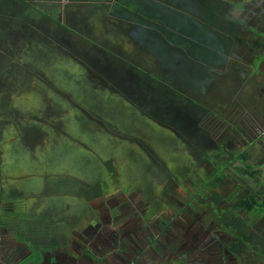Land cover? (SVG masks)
Masks as SVG:
<instances>
[{
	"label": "rangeland",
	"instance_id": "374dc122",
	"mask_svg": "<svg viewBox=\"0 0 264 264\" xmlns=\"http://www.w3.org/2000/svg\"><path fill=\"white\" fill-rule=\"evenodd\" d=\"M227 1L234 5L232 17L264 32V0ZM18 3L25 8H17ZM31 5L36 8H27ZM117 23L106 19L103 8L68 0H0V189L4 197L12 191L24 194L18 205L6 206L0 200V207L11 213L5 219L16 226L20 221L24 229H49L51 217L46 221L38 214L47 205L56 208L67 199L70 203L63 211H73L71 216L83 212L80 204L89 205L87 218L70 222L68 228L96 229L91 239L100 252L107 249L112 254L106 257L108 264H263L255 248L245 247L236 261L225 253L235 239L218 232L217 209H232L241 190L239 197L264 190V58L257 61L260 72L254 71L264 43L258 53L233 59L220 75H214L198 100L210 111L196 110L193 122L179 131L181 135H174L160 129L152 118L162 108L163 96H176L183 105L179 96L188 99L192 94L167 88L174 83L172 77L159 70L155 59L137 50L127 28L119 26L126 30L122 33ZM252 64L253 71L248 68ZM236 66L246 67L254 81L239 83L229 72ZM163 137L166 144L160 141ZM192 140L210 156L222 151L218 147L224 154L217 160L212 157V164L203 163L198 148L194 151L190 145ZM244 151L249 155L246 163L234 159ZM159 164L184 176L181 188L176 176L173 180L156 176ZM247 166L260 174L252 177ZM210 177L224 185L203 190ZM92 182L105 185L103 200L83 202L79 190ZM187 195L197 197L203 208L192 204ZM173 210L182 215L177 220L184 225L181 237L188 242L182 251H177L178 243L184 244L176 238L178 221L173 222L171 233L164 230L158 235V230L154 236ZM258 213L248 215L246 221L261 233L264 213ZM28 218L32 225H27ZM147 226L155 228L150 239L136 240ZM117 228L122 235L113 243L109 234ZM192 236L199 239L192 242ZM135 240L139 244L131 247Z\"/></svg>",
	"mask_w": 264,
	"mask_h": 264
},
{
	"label": "trees",
	"instance_id": "16d2710c",
	"mask_svg": "<svg viewBox=\"0 0 264 264\" xmlns=\"http://www.w3.org/2000/svg\"><path fill=\"white\" fill-rule=\"evenodd\" d=\"M97 1L68 0L69 3ZM233 8L234 5L227 0H113L111 19L107 20H116L118 26L126 27L132 45L152 56L160 69L172 77L174 83L169 82L167 88L177 93L187 90L198 101L203 99L204 88L213 83L215 74L220 75L219 71L231 64L233 59L243 60L247 54L258 53L261 49L258 46L264 43V32L251 30L232 17ZM249 31L253 33L252 37ZM255 37H260L262 41ZM263 57L264 54L257 56L254 63L257 73L260 72L257 61ZM128 65L143 71L130 62ZM248 68L253 71V64ZM240 70L243 71L245 84L254 81L246 67ZM248 158L246 151L238 157L244 163ZM251 169V166H247L246 172L249 173ZM96 195L100 196L101 193ZM13 196L19 195L13 193ZM253 197L256 195L246 199L241 209L254 210L257 202ZM259 207H264V204ZM228 211L233 218V222L228 224L231 227L237 219Z\"/></svg>",
	"mask_w": 264,
	"mask_h": 264
},
{
	"label": "flooded vegetation",
	"instance_id": "af4514ba",
	"mask_svg": "<svg viewBox=\"0 0 264 264\" xmlns=\"http://www.w3.org/2000/svg\"><path fill=\"white\" fill-rule=\"evenodd\" d=\"M263 4H264V2H263ZM16 6H18L17 8H25L20 3H18ZM31 7L32 8H36L35 6H32V5L27 7V8H31ZM263 54H264V52H263ZM150 57L154 60V58L152 56H150ZM122 62H124L125 65L128 66L130 69H132L134 71H137L138 73L143 74L144 76H148L145 71L137 70V69H135L134 66L128 65V63H129L128 61L124 60ZM159 70H161V69H159ZM235 70L236 71H234L233 69L229 68V72L234 74L235 77L239 78V80H240L239 83L240 82L241 83L242 82L245 83L243 71H242V75L240 76L238 74V71L241 73V70H239L238 68L237 69L235 68ZM151 80L152 81H157V78H151ZM170 92H172L174 95L175 94L178 95L176 92H173L171 90H170ZM179 97L183 100V105H181V100L179 98H177L176 96H172V95H169L167 97L163 96V100H164L163 106H162V108L160 110L157 111L158 114H156V117L152 118V121H154L155 123L160 125V126H158L160 129H168L170 131V133H173L174 135H181V133L179 131H183L184 126H187V125H189L190 123L193 122L192 114L195 115L196 114L195 113L196 110H199V109L200 110H207L205 107H203V106H201L199 104V102L197 101L196 97L192 96L190 98L188 97V99L183 97V96H179ZM207 111H210V110H207ZM150 125H151V123H150ZM146 138L149 139L150 141H152V136L150 137L148 135ZM161 139H162V140H160L161 143L162 144H164V143L166 144L167 141L163 140L165 138L163 137ZM168 145H169V142H168ZM190 145H192V148L195 149L194 151H196V149L198 148V151H200V152L197 154V156L199 157V159H201L203 161V163L212 164L213 163L212 162V160H213L212 157H214L217 160L218 159L217 157H222L223 154H224V151H223L222 147H218V149H216V150H222V151H218V153L215 152L213 155L210 156L209 154L205 153L204 148H201L200 146L196 145V143H193V140H192ZM152 147L156 148L155 145H152ZM244 152H242V153H244ZM241 154L234 155V159L239 160L238 157ZM203 159L206 160V161H204ZM226 159H227V157H226ZM219 165H221V163ZM251 168H252V166H251ZM156 170H157L156 176L159 179H161V178L162 179L170 178V179L173 180V179H175L177 177L178 187H180L179 186L180 180L184 176H182V175H180L178 173H176V174L175 173H171L170 171H168L166 169V166H164V165L161 166L160 164H159V166L157 167ZM110 174H113V173L111 172ZM249 174L252 175V177H255V176H258L260 173L259 172H251L250 171ZM215 179H219V178H217V177L211 178L210 177L207 180L205 179V183H204L202 189L206 190L210 186L213 187V188L218 186L221 183V180L219 179L215 183V181H214ZM254 179H256V178H254ZM92 183L93 184H87V185L83 186L79 190V192L81 194L80 197H82L81 199H82L83 202L84 201L86 202V201L103 200V197H104L103 194L105 193V185L103 186V184H101V183H96V184H94V182H92ZM222 185H224V184H220L219 186H222ZM254 186L258 188L257 185H254ZM253 188L254 187H251V189H253ZM184 189H187V188L184 187ZM125 190L127 191V189H124L123 193L126 192ZM0 191L3 192V190H1V189H0ZM13 193H17L19 196L14 197ZM87 193H89V194L91 193L92 194L90 198L86 197ZM96 193H101V195L97 196ZM241 193H242V190L238 194L235 195V201L237 203L232 209H223V208L217 209L218 210V213H217L218 219L217 220L219 222V226H218L219 231L218 232H220V231L223 232L224 231L225 233H230L233 236V238L235 239L234 242H232V243L230 242L229 245H227L225 247V253L230 255L232 258H234L235 261L241 259V256L243 254V249L245 247H247V248H255L256 249V254L255 255L257 256L259 261L264 264V230L259 229V231H261V233H257V232H255L254 226L249 224L246 221V217L248 215H257L256 213H258V212L264 213V207H259V205L262 206V204H264V195H263L264 194V190H263V193L262 192H258V191H253V190L252 191H248L246 196L239 197ZM198 194L200 196L201 195V191H198ZM261 194H262V197H259ZM253 195H256V197H253L256 200V202H257L256 208L254 210H252V211L241 209V204L246 199L252 198ZM215 196H218V195L215 194ZM23 198H24V194L19 192V191H12V193L8 197H4L3 195L0 196V200H3V204H5L6 206H8L10 204H17L18 205ZM94 198H95V200H94ZM123 198L124 197L122 196V194H120L119 195V200L120 199L122 200ZM183 198H186V197H183ZM187 199L191 200V203L192 204H196V205L200 201V200L198 201L197 197L192 196V195H189V196L187 195ZM259 199H262V202ZM65 201L66 202L64 204H61V205H59V207H56V208H51V207H48V205H47L46 208H45V211L44 212H40L41 214H38V215H40L38 218L43 217L41 219L42 220L44 219L46 221H47L48 218H45V217H51V219H48V223L50 225L49 229H51V228L52 229L53 228L58 229V228L62 227L60 225L62 223L60 215H62V217L66 219L65 221H63V225H64L65 229H69L68 227L70 226V222L73 221V224H75L76 222H78V219H80L81 222H82L84 219L87 218L88 215L85 213V210L87 208H89L88 207L89 205L87 203L80 204L81 206L83 205V207H82L83 212H78L76 215L71 216L70 213L73 212V211H71L70 213L67 212V211H65V213H64V211H63V209H66L65 208L66 207V203H70L67 199H65ZM202 205L200 204V206H199L200 209L203 208ZM211 205H213V203H211ZM0 210L2 211V213H0V216L4 217V219H0V228H3L5 226L6 228L10 229L11 231H18V229H19V231L22 230V229L23 230L32 229V228H25V229L22 228L20 223H19L20 221L16 222L19 226L18 225L16 226V224L12 223V220L9 222V218L5 219V217H7L5 215L11 214V213L5 212L6 209H4L2 206L0 207ZM228 210H230L232 212V214L234 215V218L237 219L236 224L234 226H231V227H228V224H231L233 222V218L230 217V214L228 213L229 212ZM173 213L174 214H173V216L170 219H168V220H166V222L162 223L163 227L161 226V227H159V228H157L155 230V228H153V227L151 228L150 226H147L146 228H144L143 234H141V236H137L136 240L140 239L141 241H144V240L147 241L148 239H150L149 238V237H151L150 230H155L154 231V236H157L155 232H159L160 231L158 233V235H160V234H162V232L164 230H165V232L171 233L170 232V228L174 226L173 222L174 221H178L177 218L182 216V215H180V212L177 211V210H173ZM181 214H183V212ZM56 216L57 217L59 216V218H57ZM108 216H110L109 213H108ZM35 221H37V220H35ZM235 226L237 228H235ZM117 227H118V224H117ZM119 227H121V226H119ZM177 227L178 228L176 229V231H177L176 238L178 239V242L184 243V244H179L177 242L178 243L177 248L179 247L177 249V251H182V250H184V247L186 246L185 243H188V242H185V240H187L186 238L181 237V236H184L182 234V231H181V229L183 230L184 225H180V221H178L177 222ZM116 230H117L116 233L113 232V233L109 234L112 237L113 243L115 242L116 238H118L119 236L121 237V235H122V231L121 230H119L118 228ZM81 231L84 234L91 233V232H93V234L96 233V229H93V231H92V230H87L86 228H83ZM190 232H194V230L188 231V233H190ZM93 234H91V235H93ZM172 236H174V233H173ZM198 239L193 237L192 242L197 241ZM136 240H135V243H134L133 246L131 245L132 242H129V245H131V247H134L135 245H138L139 243ZM256 241H258V243H255ZM188 246L189 247H193L192 245H188ZM198 249H200V248L198 247ZM202 253L204 255V251ZM197 254H198L197 252L193 251V255H197ZM194 258H195V256H194Z\"/></svg>",
	"mask_w": 264,
	"mask_h": 264
},
{
	"label": "crops",
	"instance_id": "0c3cea01",
	"mask_svg": "<svg viewBox=\"0 0 264 264\" xmlns=\"http://www.w3.org/2000/svg\"><path fill=\"white\" fill-rule=\"evenodd\" d=\"M112 3L113 0H98L81 4L103 8L106 19L110 20ZM117 27L120 30L118 25ZM25 215L21 214V216ZM29 220V218L25 220L27 225H31L28 224ZM55 230L58 231L50 232L44 227L20 231H11L5 226L0 228V264H108L106 257L112 254L107 252V249L100 252L95 241L91 239V233L85 235L81 230L63 227Z\"/></svg>",
	"mask_w": 264,
	"mask_h": 264
}]
</instances>
